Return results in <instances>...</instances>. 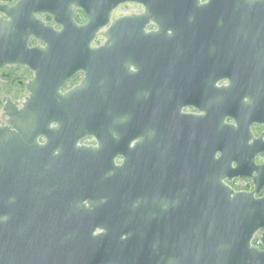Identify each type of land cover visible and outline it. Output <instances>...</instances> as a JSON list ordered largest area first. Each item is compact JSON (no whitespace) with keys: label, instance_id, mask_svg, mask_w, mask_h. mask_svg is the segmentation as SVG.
<instances>
[{"label":"water","instance_id":"95a60500","mask_svg":"<svg viewBox=\"0 0 264 264\" xmlns=\"http://www.w3.org/2000/svg\"><path fill=\"white\" fill-rule=\"evenodd\" d=\"M198 1L0 5V68L34 73L0 126V264H264V0Z\"/></svg>","mask_w":264,"mask_h":264},{"label":"flooded vegetation","instance_id":"af4514ba","mask_svg":"<svg viewBox=\"0 0 264 264\" xmlns=\"http://www.w3.org/2000/svg\"><path fill=\"white\" fill-rule=\"evenodd\" d=\"M17 1L18 0H13L12 2H10L7 0H1L0 5L13 6ZM207 1L208 0H199L198 2H199V4H204ZM124 5H134L137 7V10L128 11L125 13H121L119 15L113 14L117 8L124 6ZM143 12H144V6L141 3L125 2V3L119 4L111 12L109 24L106 27L102 28L97 33V35L95 37V39L98 37H101L102 40L98 44H93V42L95 41V39H94L92 41L91 45L93 47L100 46L106 41V38L103 35V32L107 29V27L111 24V22L113 20L120 19V18H123L126 16L139 15V14H142ZM78 15H80V16L78 17ZM36 17L38 19H40L46 25H51L57 30H59L61 28V26L59 24H57L53 21L52 17L49 14L37 13ZM1 19L9 20V17L0 11V20ZM74 20L78 24H83L86 22L87 18L85 16V14L83 13V11H81L80 9H77V10H75V13H74ZM145 30L146 31H153V30H157V27L154 23L151 22V23L147 24V26L145 27ZM35 46L43 47L44 43L41 40L35 38L34 36H30L29 40H28V47H35ZM33 75H34L33 71L30 70L26 65H22V64H6L0 68V126L1 127L7 125V116L4 114V106L7 102V100L15 103L17 105V107H21L25 98L29 94V91L27 89V84L32 79ZM82 75H83L82 72H77L73 77H71L64 84V86L62 87L61 90L66 91V90L72 88L74 85H76L80 81V79L82 78ZM75 78H77L76 81L69 85V82ZM222 84H227V81L223 80V81L218 82V85H222ZM181 111L183 113H189V114H202L203 113V111L199 110L198 108H196L194 106H189V105L183 106ZM226 122L227 123H233V120L227 118ZM251 130L253 131V134L255 136H258L260 133L264 132V124H254V125H252ZM86 139H90V141H87ZM39 141L43 142L44 140L39 139ZM80 143L85 144V145H96V141L93 137H87V138L81 140ZM122 159H123L122 157H117L116 163H118V164L121 163ZM255 162H256V164H264V152H262L256 156ZM225 182L235 191H242V190L250 191V190L241 189L240 187H238L237 183H239V182H243L249 186L254 187L252 180L249 178H244V177L234 178L231 181L225 180ZM256 236L259 237V233H257L255 235L252 243L264 250V246L260 244L259 239L256 242V244L254 243Z\"/></svg>","mask_w":264,"mask_h":264},{"label":"rangeland","instance_id":"374dc122","mask_svg":"<svg viewBox=\"0 0 264 264\" xmlns=\"http://www.w3.org/2000/svg\"><path fill=\"white\" fill-rule=\"evenodd\" d=\"M0 1H1V0H0ZM7 1L12 2L13 0H7ZM133 10H137V7L134 6V5H124V6H121V7L117 8V9L114 11L113 14H114V15H119V14H121V13H125V12H128V11H133ZM79 16H80V15H78V17H79ZM101 40H102L101 37H98V38L95 39V41H94L93 44H98ZM76 79H77V78H75V79H73L72 81H70V82H69V85L72 84V83H74V82L76 81ZM86 140H87V141H90V139H86ZM246 186H248V185L246 184ZM261 192H262V190H261ZM257 240H258V237L256 236L255 241H254L255 244H256Z\"/></svg>","mask_w":264,"mask_h":264},{"label":"built area","instance_id":"2783aa9c","mask_svg":"<svg viewBox=\"0 0 264 264\" xmlns=\"http://www.w3.org/2000/svg\"><path fill=\"white\" fill-rule=\"evenodd\" d=\"M237 186L240 187L241 189H247V190L253 189V186H249V185L246 186V183H243V182L237 183ZM261 190H262V192H260V196L264 195V186Z\"/></svg>","mask_w":264,"mask_h":264},{"label":"trees","instance_id":"16d2710c","mask_svg":"<svg viewBox=\"0 0 264 264\" xmlns=\"http://www.w3.org/2000/svg\"><path fill=\"white\" fill-rule=\"evenodd\" d=\"M258 241V240H257Z\"/></svg>","mask_w":264,"mask_h":264}]
</instances>
